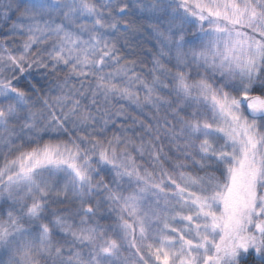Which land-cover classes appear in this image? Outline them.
Instances as JSON below:
<instances>
[{
    "label": "rangeland",
    "instance_id": "374dc122",
    "mask_svg": "<svg viewBox=\"0 0 264 264\" xmlns=\"http://www.w3.org/2000/svg\"><path fill=\"white\" fill-rule=\"evenodd\" d=\"M1 83L0 264H208L238 181L263 196L264 114L231 103H264V0H0Z\"/></svg>",
    "mask_w": 264,
    "mask_h": 264
},
{
    "label": "trees",
    "instance_id": "16d2710c",
    "mask_svg": "<svg viewBox=\"0 0 264 264\" xmlns=\"http://www.w3.org/2000/svg\"><path fill=\"white\" fill-rule=\"evenodd\" d=\"M174 1L175 0H167L168 4H170V3L174 4ZM180 4L182 5V2H180ZM181 11H180V9H177V8H175V10H174L175 14L176 13L181 14ZM191 11L192 10H190V12ZM195 11H196V14L195 15L192 14L195 17H193V16L191 17L190 16V19L193 20L194 23H196V22L199 23L200 22L202 24L205 16L202 14V16L200 18H198V17H196V15L200 14V13L198 14L199 9L197 8V9H195ZM208 20H209L208 22H210V23L218 24V27H220L221 23H223L219 19L208 18ZM99 31H101V30H99ZM123 31L124 32L127 31L125 29V27L123 28ZM97 33L99 35L94 36V38H93L94 42H98L99 38H101V34L99 32H97ZM103 60H104L103 58L98 60L97 64L95 65V67H94V69L92 71V74L89 77V80L87 81L88 85H90L91 82H93V79L95 78L96 74L98 75L100 73V71H101L100 68L103 67ZM32 62H34V61H32ZM33 64H35V62ZM224 69H226V68L223 67L219 71H221L223 74L227 73L226 75H228L229 78L233 77V79H235L239 83L242 82L241 85L245 84L244 79L240 78V77H243V76H241V73H239V72H237V73H229L228 71H226ZM27 70H30V68L27 69ZM42 71H43V68H40V69L36 70V73L40 74ZM232 74H234V75H232ZM239 78H240L241 81L239 80ZM7 84H9V83H6V84L1 83L0 84V88L3 89L4 88L3 86L7 87L6 86ZM86 87H87V85H86ZM8 89L9 88H7V90ZM87 89H88V92H89V88H87ZM7 90H5V91H7ZM183 92L191 95V93L188 90H184ZM197 98H199L201 101L205 102V105H207V109H209V108L214 109L213 105L215 106L216 104L213 103V101L214 102H216V101L213 100L212 97H208V96H203L202 97V96H200V97H197ZM227 99L230 101L229 98H227ZM232 100H234L233 103H231L232 105L234 103H237L239 105V107H241V108H243L244 107L243 105H245V107L247 108L248 114L252 115L253 117L260 116V115L264 114V103L258 97H253V98L250 97L248 99L243 98V96L239 97V98L233 97ZM217 111H218V109H217ZM66 112L68 113L69 111H66ZM211 112L214 114V111L207 110V113H209L210 115H211ZM76 114L77 113H74L73 110L71 111V115L72 116L74 115V117H76ZM221 116L223 117V115H221ZM219 119H220V115H219ZM185 123H186V125H189L191 128H193L194 131H199V129L203 130L202 128L205 127V125H203L199 121L189 120V121H185ZM255 148H256V145H255ZM256 149H254L253 153L258 151ZM212 152H214V151H212ZM209 153H211V152H209ZM212 154L213 153H211V155ZM216 156H218V155H216ZM221 156L224 157V160H228L230 162V164H232V166L235 165V166L239 167L240 170L249 169V165L250 164L253 165V163H252L253 158H252V161H251L250 158H249L250 156L248 157V156L244 155V158H243L242 161H240V160H238L236 158L234 159V157H232V155H221ZM245 156H246V158H245ZM62 168H63V166H62ZM250 168H251V165H250ZM21 173H22V171H18L15 175H13L12 177H9L7 179V181L9 179L12 180L13 178H15L16 176L20 175ZM128 173L132 174L131 172L126 171L127 175H128ZM2 185H4V183L0 182V187H2ZM237 186L238 187H236V197L233 198L234 199V205L232 207L233 211H230L231 212V214H230V226L235 222V220H237L238 217L244 216L245 217L244 227H243L244 230H242V235H240V236H234L235 233H238V230H236L234 232L230 231V234L227 235V236L224 235V237H222V240H220L219 243H218L219 244L218 250H216L217 254L218 253L219 254L215 256L216 257L215 260L214 259L210 260V262H208V264L211 263V262H216L217 259H218L217 262L220 263V264H225V263L226 264H231L235 260L233 254L237 255L236 253L239 252V251H242V252H244L245 250L248 251L253 246H256V248L254 249V252L252 254H250V253L248 254V252H247L246 255L241 258V262L240 263L241 264H256V256L255 255H256V253L258 251H261L260 249H262V247H263L262 240H259L258 238H259V236H261L264 233V215L262 214L263 210H264V208H263L264 207V199H261V198H264V189H262V191L259 190V193L263 194V196L261 198H260V195H259V197H258V195H252L251 198H250V196L246 194V191L249 190L248 189V185H247V187L244 184L240 185V181H238ZM257 197H258V199H257ZM229 201H230V199H226L225 201L222 200V201H220V203L216 201L217 204H215V206L217 208L223 206L225 208V211H226L227 207L225 206L224 203L227 204V202H229ZM232 202H233V200H232ZM258 206H261L262 209L259 210L258 212H255V209ZM37 209H40V211H42L43 214L48 212V210H49V208H43L42 209V205L39 206ZM253 216L257 220V224H256L255 228L253 230H251V232H250L248 230V228H249V225H250V218H253ZM179 220H182V219H179ZM47 233H50L48 230L45 231V234L47 236H49ZM235 237L237 238V242L233 243L232 240ZM251 243L254 244L252 247H250ZM132 251H135V249H132ZM228 251H232L233 254L231 256H226V253ZM103 255L106 256L107 252H106V254H103ZM257 255L260 256L261 253H258Z\"/></svg>",
    "mask_w": 264,
    "mask_h": 264
},
{
    "label": "bare ground",
    "instance_id": "6f19581e",
    "mask_svg": "<svg viewBox=\"0 0 264 264\" xmlns=\"http://www.w3.org/2000/svg\"><path fill=\"white\" fill-rule=\"evenodd\" d=\"M42 128V125L34 127V130L32 131V136H36L38 134V132L40 131V129Z\"/></svg>",
    "mask_w": 264,
    "mask_h": 264
}]
</instances>
